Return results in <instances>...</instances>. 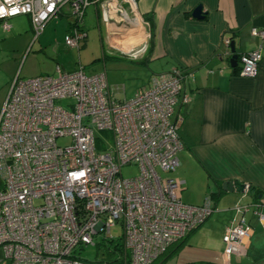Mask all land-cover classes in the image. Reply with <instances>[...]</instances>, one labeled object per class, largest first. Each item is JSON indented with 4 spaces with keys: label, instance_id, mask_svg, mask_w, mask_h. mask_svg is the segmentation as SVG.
Segmentation results:
<instances>
[{
    "label": "built area",
    "instance_id": "2783aa9c",
    "mask_svg": "<svg viewBox=\"0 0 264 264\" xmlns=\"http://www.w3.org/2000/svg\"><path fill=\"white\" fill-rule=\"evenodd\" d=\"M112 1L128 19H138L136 0ZM97 2L0 0V25L8 31L10 19L27 16L35 41L66 13L73 20L64 44L79 52L86 9ZM251 35L264 39V30ZM262 57L260 50L240 55L239 75L254 77ZM183 83L182 71L174 70L118 101L105 71L86 75L80 67L15 78L0 111V264H92L75 251L94 245L96 235L120 243L123 264H153L200 227L213 212L211 202L183 204V181L160 176L179 166L183 143L172 119ZM96 131L108 137L100 141ZM60 139L70 144L59 146ZM98 145L104 148L97 151ZM127 166H136L138 175L122 178ZM233 209L238 218L222 237L223 253L244 258L252 230L243 218L246 207Z\"/></svg>",
    "mask_w": 264,
    "mask_h": 264
},
{
    "label": "crops",
    "instance_id": "0c3cea01",
    "mask_svg": "<svg viewBox=\"0 0 264 264\" xmlns=\"http://www.w3.org/2000/svg\"><path fill=\"white\" fill-rule=\"evenodd\" d=\"M111 1L91 4L87 23L104 33L110 53L144 63L150 71L146 84L131 96L124 86L113 88L114 83L107 81L113 97L128 100L153 78L182 71L183 89L172 121L183 149L177 154L178 168L168 177L183 181V204L201 206L208 199L213 208L200 227L153 264H264V220L255 214L264 215V57L254 77H242L238 61L230 65L225 45L226 40L233 42L238 57L255 50L264 56V39L251 35L252 29L264 30V0H136L138 19L122 24L108 16L107 5H101L110 2L117 8ZM197 7L202 9L200 19L192 17ZM69 17L63 13L51 21L58 20V26L60 19ZM7 23L8 31L0 25V111L12 81L27 79L17 67L34 41L25 49L30 39L25 24L33 36L27 16ZM70 24L62 30L64 37ZM53 30L47 35L58 34ZM57 69L64 72L59 65L56 73ZM43 75L47 74L39 76ZM224 183H231V190L224 191ZM239 185H248L249 192L243 193ZM238 203L246 207L243 218L252 236L246 257L226 258L222 237L238 218L233 209Z\"/></svg>",
    "mask_w": 264,
    "mask_h": 264
},
{
    "label": "rangeland",
    "instance_id": "374dc122",
    "mask_svg": "<svg viewBox=\"0 0 264 264\" xmlns=\"http://www.w3.org/2000/svg\"><path fill=\"white\" fill-rule=\"evenodd\" d=\"M92 8L93 6H89L86 9L83 18V25L85 26L87 37L84 42L85 44L81 46L79 52L67 48L64 44L62 30L68 23L72 22V17L60 19L58 26H56L58 20L51 21L45 28V34L39 36L37 41H33L34 43L32 42L31 47L29 46L31 45L33 36L25 24L23 28L29 33L30 39L25 44V49L29 47L28 53H22L21 57H19L21 59L17 69L20 68L22 70L21 78H34L45 73L50 76L57 75L54 70L55 66L59 65L63 68L62 70L64 72H73L82 67L86 75L100 74L105 71L108 83L113 82V88L124 86L128 96H131L135 88L145 85L150 76V71L145 67V64L130 62L116 52L110 53L104 33H100L94 24L87 23L86 15L93 13ZM54 27L56 28L54 29ZM53 29L58 34L50 33L47 35L46 31ZM39 45H41V51ZM59 104L64 106L66 101H61ZM95 137L103 141L108 137V134L96 131ZM57 143L59 146H68L70 140L60 139ZM103 148V146L98 145L97 151H101ZM138 172L139 170L136 166H127L121 169V176L124 179H129L137 176ZM160 176L162 178H168L169 174L160 173ZM111 236L118 240L120 230L118 228L112 229ZM93 241L94 245L82 247L81 250L76 249L75 251L79 258L92 264L100 261L103 257L100 245L104 243L101 235L94 236ZM2 259L3 252L0 249V261Z\"/></svg>",
    "mask_w": 264,
    "mask_h": 264
},
{
    "label": "water",
    "instance_id": "95a60500",
    "mask_svg": "<svg viewBox=\"0 0 264 264\" xmlns=\"http://www.w3.org/2000/svg\"><path fill=\"white\" fill-rule=\"evenodd\" d=\"M107 12H108V16L111 17L112 19H114L116 21V23L118 24H122L125 23L128 18L119 10H116L112 7L111 4L107 5ZM192 17L196 18V19H200L202 18V9L201 7H197L193 12H192ZM229 51H230V60L229 63L232 67H234L235 65H237V59L238 56L235 53V48H234V43L231 42L228 46ZM231 183H224L222 188L224 191H229L231 190ZM239 190L242 189V186H238Z\"/></svg>",
    "mask_w": 264,
    "mask_h": 264
},
{
    "label": "trees",
    "instance_id": "16d2710c",
    "mask_svg": "<svg viewBox=\"0 0 264 264\" xmlns=\"http://www.w3.org/2000/svg\"><path fill=\"white\" fill-rule=\"evenodd\" d=\"M120 243L118 242H104L100 247L102 248L103 257L100 261H96L93 264H123L124 256L120 251ZM167 253L164 255L166 256ZM123 259V260H122ZM125 263H128V259L125 258Z\"/></svg>",
    "mask_w": 264,
    "mask_h": 264
}]
</instances>
